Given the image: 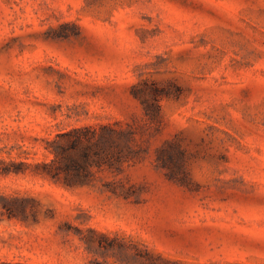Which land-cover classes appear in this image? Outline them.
I'll return each instance as SVG.
<instances>
[{"label": "rangeland", "instance_id": "rangeland-1", "mask_svg": "<svg viewBox=\"0 0 264 264\" xmlns=\"http://www.w3.org/2000/svg\"><path fill=\"white\" fill-rule=\"evenodd\" d=\"M148 252L264 264V0H0V264Z\"/></svg>", "mask_w": 264, "mask_h": 264}, {"label": "trees", "instance_id": "trees-1", "mask_svg": "<svg viewBox=\"0 0 264 264\" xmlns=\"http://www.w3.org/2000/svg\"><path fill=\"white\" fill-rule=\"evenodd\" d=\"M145 110L152 117L157 116L159 114V105H154L152 110L150 111L147 108V104H144ZM150 111V112H149ZM124 133L122 131L118 132L110 126H101L100 131L97 128L86 127V128H76L70 131L67 134L59 136L61 139H69L68 147L63 146H55L52 149V152L55 155V158L52 162L47 166L50 170L47 172L50 176L57 175L54 168L56 165L59 166L61 162H63L64 158L70 155L71 151L76 150L81 144L86 143L88 149H90L94 157L90 162L89 166H99L101 164H106L113 167L114 162H119L120 158H118L122 151V139L124 137ZM114 154L116 156V160L112 161L111 158L104 157V154ZM68 162L71 164H64V170H77L78 172L85 170L87 166L80 164L77 160H74L72 157H67ZM78 177L79 174H78ZM139 257L135 258L139 260L142 264H162L167 261L162 255L155 253H137ZM142 254V255H141ZM95 264H102L100 262H96ZM109 264V263H108Z\"/></svg>", "mask_w": 264, "mask_h": 264}]
</instances>
